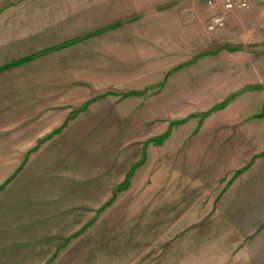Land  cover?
Listing matches in <instances>:
<instances>
[{
    "label": "rangeland",
    "instance_id": "374dc122",
    "mask_svg": "<svg viewBox=\"0 0 264 264\" xmlns=\"http://www.w3.org/2000/svg\"><path fill=\"white\" fill-rule=\"evenodd\" d=\"M26 57L0 264H264V0H0Z\"/></svg>",
    "mask_w": 264,
    "mask_h": 264
},
{
    "label": "trees",
    "instance_id": "16d2710c",
    "mask_svg": "<svg viewBox=\"0 0 264 264\" xmlns=\"http://www.w3.org/2000/svg\"><path fill=\"white\" fill-rule=\"evenodd\" d=\"M76 40H77V39H74V40H71V41H67V42H65V43L60 44L59 46H64V45H66V44H68V43H71V42H74V41H76ZM59 46H53L52 48H49V49H46V50H44V51H41V52H39V53L34 54V56L37 55V54H42V53H45V52H48V51L54 50V49L58 48ZM29 57H30V56H29ZM29 57H26V58H22V59H19V60L13 61L12 63L4 64L3 66L0 67V71L3 70V69H5V68H7V67H11V66H14V65H17V64L23 63V62L27 61V60L29 59Z\"/></svg>",
    "mask_w": 264,
    "mask_h": 264
},
{
    "label": "built area",
    "instance_id": "2783aa9c",
    "mask_svg": "<svg viewBox=\"0 0 264 264\" xmlns=\"http://www.w3.org/2000/svg\"><path fill=\"white\" fill-rule=\"evenodd\" d=\"M225 6H226V7H231L232 4H231L230 2H228V3L225 4ZM240 6H245V3L242 2V3L240 4Z\"/></svg>",
    "mask_w": 264,
    "mask_h": 264
},
{
    "label": "crops",
    "instance_id": "0c3cea01",
    "mask_svg": "<svg viewBox=\"0 0 264 264\" xmlns=\"http://www.w3.org/2000/svg\"><path fill=\"white\" fill-rule=\"evenodd\" d=\"M1 67V66H0Z\"/></svg>",
    "mask_w": 264,
    "mask_h": 264
}]
</instances>
